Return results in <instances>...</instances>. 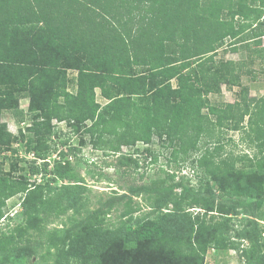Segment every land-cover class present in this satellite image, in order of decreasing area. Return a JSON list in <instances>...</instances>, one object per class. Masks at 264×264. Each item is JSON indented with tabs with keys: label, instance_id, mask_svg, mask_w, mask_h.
I'll list each match as a JSON object with an SVG mask.
<instances>
[{
	"label": "trees",
	"instance_id": "obj_1",
	"mask_svg": "<svg viewBox=\"0 0 264 264\" xmlns=\"http://www.w3.org/2000/svg\"><path fill=\"white\" fill-rule=\"evenodd\" d=\"M263 37L264 0H0V150L17 140L1 122L3 111L20 124L29 117L27 152L53 154L60 144L75 154L70 145L75 135L80 147L89 145L104 156L121 155L123 147L137 143L147 146L144 152L151 156L148 146L156 137L163 148L173 149L175 159L202 142L206 148L193 167L205 169L218 186L217 194L197 193L206 202L203 216L213 211L215 202L223 207L225 196L235 192L258 198V183L264 184V95L249 96L242 79H255L254 64L264 73ZM248 42L255 47L245 46ZM221 49L245 52L246 59L218 58ZM70 71L77 72L75 80ZM222 86L239 89L233 103L209 100L221 94ZM96 90L104 104L97 101ZM22 98L28 99L25 112L18 108ZM52 120L66 124L67 138L53 135ZM226 132L240 133L256 150L253 158L222 157ZM53 137L61 140L56 147L43 145ZM37 154L28 174L45 179L51 175L49 163L46 158L37 163ZM240 160L256 166V172L236 171ZM119 165L129 163L121 158ZM132 165L138 168L136 162ZM16 171L12 165L5 172L0 163V220L6 202L24 195L20 206L25 227L18 228L23 235L25 229H38L28 202L54 177L31 185L13 175ZM248 205L244 199L229 201L227 210ZM171 217L170 226L157 225L154 231L139 227L98 233L76 264L155 263L164 260L161 254L171 264H203L207 248L226 247L222 242L229 235L228 220L212 227L200 214ZM236 238L248 243L242 256L256 262L261 252L256 221ZM16 243L3 234L0 256ZM132 244L136 246L126 247Z\"/></svg>",
	"mask_w": 264,
	"mask_h": 264
},
{
	"label": "rangeland",
	"instance_id": "obj_2",
	"mask_svg": "<svg viewBox=\"0 0 264 264\" xmlns=\"http://www.w3.org/2000/svg\"><path fill=\"white\" fill-rule=\"evenodd\" d=\"M245 46L252 48L255 44L248 42ZM262 46L264 47V37ZM218 58L240 61L246 59V53H233L229 50L224 52L221 49L218 51ZM250 68L255 79L244 77L242 83L249 87V96L261 97L264 95V73L257 64ZM69 74L71 78V73ZM172 85L175 87L176 83L173 81ZM71 90H74L73 85ZM238 90L237 87L230 90L222 86L221 94L210 95L209 100L212 103L231 104ZM96 96L98 102L105 103L99 90H96ZM18 108L25 112L28 99H20ZM29 120L26 116L25 122L20 124L13 118L12 113H1V122L7 125V130L17 140L7 150H0V163H3L5 172L10 171L12 165H16L17 171L13 175L27 180L31 185H42L48 177H54V180L49 186H43L27 204L31 222L38 227L37 230L25 229V234L20 235L18 228L25 227L24 209L20 206L22 194L6 202V211L4 210V217L0 220V237L4 234L17 243L0 256L3 264H76V257L85 253L90 241L98 233H119L139 227L154 231L157 225L170 226L173 221L171 216L184 214L190 217L200 214L212 227L228 220L226 229L229 235L222 242L226 247L207 248L203 264H264V261H260V258L264 257V184L258 183L262 191L258 198L243 197L239 192H235L231 196H225L223 207L216 206L215 202L213 211L203 216L206 202H203L197 193L213 191L217 194L218 186L215 180L206 174L205 169L195 168L197 164L193 167V161L200 157L206 148L202 142L195 151L178 155L175 159L171 155L173 149L163 148L156 137L148 146L152 152L151 156L145 154L144 149L147 146L142 143L123 147L121 155L104 156L100 150H94L89 145L80 147V136L74 135L70 145L76 147L75 154H68L67 147H61L58 142L69 136L70 129L64 122L57 123L52 120L53 135L62 133L59 136L61 140L53 137L56 142L49 139L43 142V145L52 148L56 147V143V151L59 152H45L46 155L41 151L25 150V141L31 137V134L24 130L29 125ZM223 137L222 157L231 155L237 159L246 155L252 159L256 153L254 148L242 140L240 133L226 132ZM213 147L214 145H210L209 148L212 150ZM37 153L40 155L37 163L42 162L43 158L49 163L48 170L51 175L45 179L28 174L30 161L35 159ZM121 158L129 165L120 166ZM135 162L138 168L133 167ZM256 169V166L250 167L247 160H240L235 164V170L246 175L254 174ZM243 199L249 203L248 207L228 212L229 201ZM208 204L212 205L210 202ZM252 220L256 221L261 238V252L254 263L242 256L243 249L248 247L247 241L236 238V233L246 230ZM172 231L169 234H172ZM135 246L136 244H132L126 247ZM161 257L164 260L145 263L171 264L166 255L161 254ZM171 262L179 264L176 260Z\"/></svg>",
	"mask_w": 264,
	"mask_h": 264
},
{
	"label": "crops",
	"instance_id": "obj_3",
	"mask_svg": "<svg viewBox=\"0 0 264 264\" xmlns=\"http://www.w3.org/2000/svg\"><path fill=\"white\" fill-rule=\"evenodd\" d=\"M69 73H71V76H72L71 79L75 80L76 76H77V72L76 71H70Z\"/></svg>",
	"mask_w": 264,
	"mask_h": 264
}]
</instances>
